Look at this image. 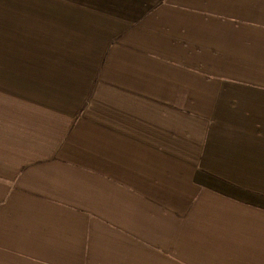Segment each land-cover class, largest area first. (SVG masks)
Returning a JSON list of instances; mask_svg holds the SVG:
<instances>
[{
    "label": "crops",
    "instance_id": "crops-1",
    "mask_svg": "<svg viewBox=\"0 0 264 264\" xmlns=\"http://www.w3.org/2000/svg\"><path fill=\"white\" fill-rule=\"evenodd\" d=\"M0 264H264V0H0Z\"/></svg>",
    "mask_w": 264,
    "mask_h": 264
}]
</instances>
